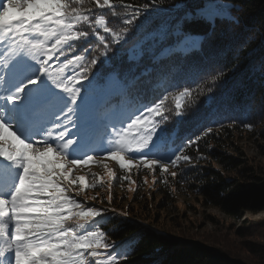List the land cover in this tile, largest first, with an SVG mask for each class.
Listing matches in <instances>:
<instances>
[{
	"label": "snow or ice",
	"instance_id": "obj_1",
	"mask_svg": "<svg viewBox=\"0 0 264 264\" xmlns=\"http://www.w3.org/2000/svg\"><path fill=\"white\" fill-rule=\"evenodd\" d=\"M157 7L158 0H0V264H122L138 236L109 241L96 219L103 210L84 207L64 185L77 182L68 165L106 155L125 169L128 155L167 172L165 162H190L185 148L198 151L212 132L215 121L207 118L199 134L182 136L178 126L198 111L199 97L214 95L226 67L214 65L147 102L139 99L142 73L134 68L145 57L155 63L196 49L201 32H214L231 6L201 0L175 22L148 26ZM133 37L124 49L128 69L105 71ZM109 77L119 84L115 104ZM170 96L174 107L165 103Z\"/></svg>",
	"mask_w": 264,
	"mask_h": 264
},
{
	"label": "trees",
	"instance_id": "obj_2",
	"mask_svg": "<svg viewBox=\"0 0 264 264\" xmlns=\"http://www.w3.org/2000/svg\"><path fill=\"white\" fill-rule=\"evenodd\" d=\"M125 2L135 4L145 0ZM200 2L158 0L159 7L148 14L147 25L155 27L156 24L175 22L183 11L196 7ZM220 2L231 6V16L218 21L216 30L207 37H203L201 32V43L196 49L155 63L145 57L134 71L142 73L139 99L147 102L154 100L164 89L174 92L173 85L191 82L192 78L214 65L227 68L214 95L208 100L199 97L198 111L178 126L180 135H193L199 134L201 120L215 121L211 125L212 132L200 139L198 151L197 146L185 148V154L192 160L181 162L177 170L181 164L194 162L199 166L177 173L173 187L202 198L205 205L221 211L234 222L242 221L244 232L236 235L237 238H227L218 244H211L209 240L193 244L142 228L141 217L130 212L132 218L120 216L103 226L115 242L132 235L138 236L135 250L122 264H264V231L255 230V225L264 223L254 225L247 221V215L264 212V182L255 174L256 168L228 153L235 133H243L240 130L247 128L246 125L264 121V0ZM178 4L186 7L178 9L175 7ZM96 11L111 18L106 9ZM137 39L139 37L130 38L129 44L122 46L106 65L105 71L113 67L117 71L127 70L130 64L124 56V49H131ZM78 52L79 49L76 54ZM107 83L113 91L112 102L115 104L118 100L115 94L119 88L118 81L109 77ZM165 103L174 107L171 96ZM188 111L194 110L189 108ZM168 115L174 122L175 117L171 113Z\"/></svg>",
	"mask_w": 264,
	"mask_h": 264
},
{
	"label": "rangeland",
	"instance_id": "obj_3",
	"mask_svg": "<svg viewBox=\"0 0 264 264\" xmlns=\"http://www.w3.org/2000/svg\"><path fill=\"white\" fill-rule=\"evenodd\" d=\"M240 131L243 133H235L228 153L256 168L255 174L264 182V121ZM122 158L128 165L125 169L119 167L118 161L101 155H95L93 161L86 164L68 165L72 168L69 179L77 182L64 181V185L84 207L103 210L104 218H96L103 230V226L120 216L132 218L130 212H133L134 216L141 217L142 228L193 244L206 240L218 244L244 232L242 221L234 222L221 211L205 205L202 198L173 187L177 175L173 177L171 173L197 168L198 163L181 164L177 170L165 162L167 172H164L159 165L149 168L128 155ZM80 177L84 179L79 180ZM247 221L254 225L264 223V212L247 215ZM68 224L75 225V221L70 219ZM255 226L258 232L264 231V225ZM109 241L113 240L109 237Z\"/></svg>",
	"mask_w": 264,
	"mask_h": 264
}]
</instances>
